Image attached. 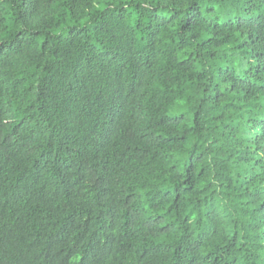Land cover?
Instances as JSON below:
<instances>
[{
	"label": "trees",
	"instance_id": "obj_1",
	"mask_svg": "<svg viewBox=\"0 0 264 264\" xmlns=\"http://www.w3.org/2000/svg\"><path fill=\"white\" fill-rule=\"evenodd\" d=\"M0 264H264V0H0Z\"/></svg>",
	"mask_w": 264,
	"mask_h": 264
}]
</instances>
